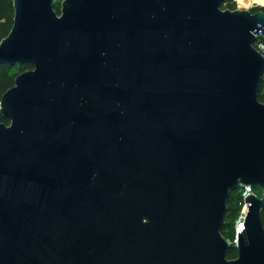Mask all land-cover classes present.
<instances>
[{
  "label": "water",
  "instance_id": "1",
  "mask_svg": "<svg viewBox=\"0 0 264 264\" xmlns=\"http://www.w3.org/2000/svg\"><path fill=\"white\" fill-rule=\"evenodd\" d=\"M225 1L13 0L0 264H264V10Z\"/></svg>",
  "mask_w": 264,
  "mask_h": 264
},
{
  "label": "trees",
  "instance_id": "2",
  "mask_svg": "<svg viewBox=\"0 0 264 264\" xmlns=\"http://www.w3.org/2000/svg\"><path fill=\"white\" fill-rule=\"evenodd\" d=\"M227 1L229 0H226L225 2ZM232 1L233 3L231 4V6L227 8H230V10H235L236 8L235 1L234 0ZM222 8L224 9V4L222 5ZM56 9L58 13L60 14L61 13V3L58 1L56 3ZM260 10H264V6L257 7L256 9L252 10V12L255 13ZM14 14H15V10H14L13 0H0V42L4 38H6L8 34L10 33L13 23H14ZM21 65L25 66L26 70L32 68V65L30 64H21ZM14 67H10L6 64H0V102H1L3 95L15 85V79L19 75V74L16 75L15 73H13ZM263 92H264V80L262 82L260 95H259L260 101L264 103ZM0 123H6V124L10 123V121L3 116L1 111H0ZM228 206L229 208H228V212L226 215V220L230 219V226H231V224L235 221V219L237 218L242 208V199L240 196V190L233 192L231 194V197L228 201ZM263 218H264V212H263ZM234 256H235V252H234V249L232 248L231 251L229 252L228 257L233 258Z\"/></svg>",
  "mask_w": 264,
  "mask_h": 264
},
{
  "label": "built area",
  "instance_id": "3",
  "mask_svg": "<svg viewBox=\"0 0 264 264\" xmlns=\"http://www.w3.org/2000/svg\"><path fill=\"white\" fill-rule=\"evenodd\" d=\"M236 4H238L236 6L235 9L240 8L241 5L239 3V0H235ZM254 46L256 47V49L261 52L264 55V37H259L257 38ZM240 196L242 199V208L240 213L238 214L237 218L235 219V221L231 224L230 226V235L226 236V239L228 241V243L233 247H237L239 245V232L243 231V229H245V219L248 213V205L249 202H246V197L249 194L255 195V196H260L257 192V190L255 189V187L253 185H243L240 189Z\"/></svg>",
  "mask_w": 264,
  "mask_h": 264
},
{
  "label": "rangeland",
  "instance_id": "4",
  "mask_svg": "<svg viewBox=\"0 0 264 264\" xmlns=\"http://www.w3.org/2000/svg\"><path fill=\"white\" fill-rule=\"evenodd\" d=\"M58 2L61 3V1H58ZM242 2L243 3L241 5V7L237 8V9H244V10L252 11V10L256 9L257 7L264 6V0H243ZM232 3H233L232 0L224 2V9L226 10V8L231 6ZM237 5L238 4H236V2H235V6H237ZM227 9H230V8H227ZM13 69H14L13 73H15L16 75H18V74L20 75L23 72H25L27 70H30V69L26 70V67L21 65V64L15 65V67ZM263 95H264V92H263ZM257 192H258L259 195H262V190L261 189L258 190ZM226 221L227 222H226V225H225V228H224V235L229 236L230 235V219H227ZM231 259H233V258H231Z\"/></svg>",
  "mask_w": 264,
  "mask_h": 264
},
{
  "label": "flooded vegetation",
  "instance_id": "5",
  "mask_svg": "<svg viewBox=\"0 0 264 264\" xmlns=\"http://www.w3.org/2000/svg\"><path fill=\"white\" fill-rule=\"evenodd\" d=\"M255 189H256L257 191L260 190L259 187H255ZM263 222H264V218H263ZM222 233H223V235H224V230H223V229H222ZM224 237L226 238L225 235H224ZM239 242H240V241H239ZM238 247H239V245H238L237 247L233 248V249H234V252H235V256L233 257V259L238 258Z\"/></svg>",
  "mask_w": 264,
  "mask_h": 264
},
{
  "label": "bare ground",
  "instance_id": "6",
  "mask_svg": "<svg viewBox=\"0 0 264 264\" xmlns=\"http://www.w3.org/2000/svg\"><path fill=\"white\" fill-rule=\"evenodd\" d=\"M242 1H243V0H239L240 5H242V3H243Z\"/></svg>",
  "mask_w": 264,
  "mask_h": 264
}]
</instances>
